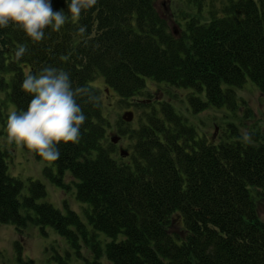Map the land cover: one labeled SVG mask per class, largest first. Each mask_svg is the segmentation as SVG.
<instances>
[{"label":"trees","instance_id":"16d2710c","mask_svg":"<svg viewBox=\"0 0 264 264\" xmlns=\"http://www.w3.org/2000/svg\"><path fill=\"white\" fill-rule=\"evenodd\" d=\"M175 1L192 10L180 12L178 37L153 0H97L78 18L67 12L70 0H50L66 22L58 32L46 28L39 42L17 26L0 28V126L9 106L27 110L32 97L22 81L46 66L100 97L99 106L78 99L87 116L81 138L59 145L60 159L42 171L62 192L75 188L81 214L66 199L64 211L55 208L41 180L11 175L9 153L0 149V226L21 236L34 226L43 237L52 228L86 264H264L257 213L264 129L251 130L246 142L235 123L223 121L224 132L209 139L198 119L190 120L216 109L234 114L236 90L247 80L264 95V0H220L218 7L215 0ZM150 84L173 99L153 101ZM106 97L141 113L127 123L125 111L112 122ZM115 136L127 139L124 149ZM51 251L50 260L66 264ZM14 252L17 262L32 263L21 261L20 241Z\"/></svg>","mask_w":264,"mask_h":264},{"label":"clouds","instance_id":"9594fccd","mask_svg":"<svg viewBox=\"0 0 264 264\" xmlns=\"http://www.w3.org/2000/svg\"><path fill=\"white\" fill-rule=\"evenodd\" d=\"M96 3L97 0H70L67 12L78 18ZM65 22L64 10L53 11L50 0H0V28L17 26L33 41H41L49 26L58 32ZM85 32V26L78 29L81 36ZM25 51L21 46L15 53L17 59ZM21 88L32 99L26 111L8 115L7 142L26 148L43 161L55 162L61 156L59 145L75 144L81 138V126L87 116L78 99L83 104L99 106L100 97L89 87H73L70 73L53 66L44 67L39 75H27ZM243 139L250 142L247 134Z\"/></svg>","mask_w":264,"mask_h":264},{"label":"rangeland","instance_id":"374dc122","mask_svg":"<svg viewBox=\"0 0 264 264\" xmlns=\"http://www.w3.org/2000/svg\"><path fill=\"white\" fill-rule=\"evenodd\" d=\"M155 6L169 26L170 31L175 37L180 35L181 27H179V22L177 20L183 21V14L181 11H187L186 13L192 12L190 6L184 7L183 4H179L175 0H153ZM220 0L213 1L214 7H218V2ZM183 2V1H181ZM181 7V10L175 9L176 7ZM203 16V15H202ZM204 17V16H203ZM101 81V80H100ZM149 84V83H148ZM94 85V84H93ZM95 86V85H94ZM96 86L102 87L101 82H96ZM150 91H148L153 101L158 102L163 99L172 98L164 93V90L159 88L156 84H150ZM148 90V89H147ZM238 101L240 106L232 114L230 111L216 109V112H203L200 113L196 118L190 117V120L198 119V123L203 127V132L209 139H215L219 132H224L227 128V124L235 123L239 133L242 135L248 134L254 128L264 129V95L259 92L257 87L250 80H247L241 89L236 90ZM176 96H183V92L180 94H174ZM151 99V98H149ZM151 103V102H150ZM11 102H8V106ZM105 104L108 106L107 113L108 117L112 122H116L123 112H134L135 117L141 113V110L132 107H121L117 101L105 98ZM181 105V109L184 110V103H178ZM111 106V107H110ZM12 106H9V112H12ZM248 113V114H247ZM124 115V114H123ZM248 115V117H247ZM227 116V118L225 117ZM228 117L230 119H228ZM108 119V118H107ZM108 119V120H109ZM109 120V121H110ZM111 132V129H109ZM117 139V147L124 149L127 144V139H121L119 137H114ZM0 149L6 150L9 153L7 157L9 173L21 180L37 179L41 180L46 187V200L50 202L55 208L64 211L63 201L67 200V203L71 210L81 214V203L75 198V188L72 187L70 192H62L60 188L50 184L43 178V168L45 166L52 167V162H47L43 160H36L33 157L32 152L28 151L26 148L17 147L14 144H9L7 142L6 128L2 125L0 126ZM11 165V170H10ZM257 213L259 219L264 222V199L259 200L257 203ZM20 241L23 246V252L21 254V261L31 260V264H56L53 259L50 260L51 247L55 248L56 251L64 258L66 264H86L77 255L71 253L65 239L60 238L52 228H48L47 236L43 237L40 231L34 226H28L26 232L23 236L16 234L13 226L11 225H1L0 226V264H22L17 262L15 259L14 243ZM69 252L70 256L66 257V253ZM81 256V254H80Z\"/></svg>","mask_w":264,"mask_h":264},{"label":"water","instance_id":"95a60500","mask_svg":"<svg viewBox=\"0 0 264 264\" xmlns=\"http://www.w3.org/2000/svg\"><path fill=\"white\" fill-rule=\"evenodd\" d=\"M123 119H124V121H126V122H130V121H132V119H133V113L130 112V111L125 112L124 115H123ZM112 141H113L114 143H116L117 140L112 139Z\"/></svg>","mask_w":264,"mask_h":264}]
</instances>
